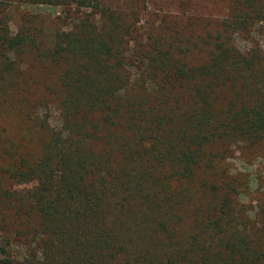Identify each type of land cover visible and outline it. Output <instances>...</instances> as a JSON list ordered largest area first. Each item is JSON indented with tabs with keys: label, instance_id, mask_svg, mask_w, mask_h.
<instances>
[{
	"label": "trees",
	"instance_id": "obj_1",
	"mask_svg": "<svg viewBox=\"0 0 264 264\" xmlns=\"http://www.w3.org/2000/svg\"><path fill=\"white\" fill-rule=\"evenodd\" d=\"M13 2L78 16L43 52L61 67V91L57 124L38 126L50 131L39 152H28L32 124L17 139L0 126V264H264V192L240 204L248 191L214 171L222 155L212 152L216 143L264 152V45L242 52L235 38L264 25V0H230L205 57L190 39L152 28L143 39L137 14L102 0L0 7ZM26 46L38 47L26 31L0 29V79ZM194 184L202 199L185 233Z\"/></svg>",
	"mask_w": 264,
	"mask_h": 264
},
{
	"label": "rangeland",
	"instance_id": "obj_2",
	"mask_svg": "<svg viewBox=\"0 0 264 264\" xmlns=\"http://www.w3.org/2000/svg\"><path fill=\"white\" fill-rule=\"evenodd\" d=\"M102 1L111 8L117 7L126 13L137 14L135 18L143 26V39L150 28L156 33L155 37H174L179 40L180 45L190 39V43H195L196 47L193 46L196 50L201 49L199 57H205L207 53L204 38L214 35L216 23L225 18L230 9V0ZM89 11L88 8L87 12ZM77 16L78 12L73 6L13 2L0 7V29L6 26L11 34L26 31L38 44V47L32 49L26 46L22 53L12 55L14 70L0 79V126L14 134L17 139L25 134L27 126L32 124L34 127L30 137H33L34 143L28 149L30 153H38V140L46 139L50 134L48 129L38 128L41 121L46 120L52 126L57 124L55 113L61 91V67L43 52L50 48L53 33L68 30ZM175 30L177 35L173 33ZM235 38L237 49L242 52L262 46L264 25L255 26L252 32ZM186 45L191 46L189 43ZM25 110L32 117L27 115V123L22 114ZM212 152L214 155H222L216 162L214 171L218 174L223 170L227 177L235 179L237 190L246 193L248 191V196L239 200L240 204L247 205L257 197L258 192H264V152L260 147L245 148L237 143H216ZM113 160L117 165L123 163L121 155L116 151L113 153ZM205 177L203 173H198L194 181L199 182ZM2 182L4 185H10L6 179ZM196 184L188 191L192 200L186 201L181 210L182 221L179 226L184 232H188L191 226L188 212L194 207V203L202 199ZM173 187L178 190L182 188L179 185ZM184 213L187 217H184ZM32 221V225L38 223L37 218Z\"/></svg>",
	"mask_w": 264,
	"mask_h": 264
}]
</instances>
